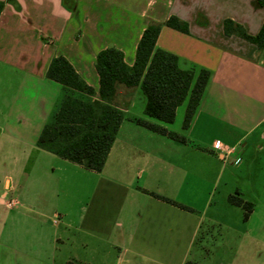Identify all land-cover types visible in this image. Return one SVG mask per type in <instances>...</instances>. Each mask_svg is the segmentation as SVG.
Here are the masks:
<instances>
[{"label":"crops","instance_id":"obj_1","mask_svg":"<svg viewBox=\"0 0 264 264\" xmlns=\"http://www.w3.org/2000/svg\"><path fill=\"white\" fill-rule=\"evenodd\" d=\"M1 1L0 264H250L245 250L264 248V47L225 34L223 21L254 35L264 6L257 0ZM171 15L188 31L164 24ZM150 23L161 24L155 46L178 56L180 67L209 71L187 128L186 100L171 123H160L186 142L134 122L154 120L144 114L139 87L121 85L116 102L125 117L100 171L39 148L65 91L46 76L51 59L64 56L98 98L96 54L114 46L131 66ZM215 141L229 152L214 149ZM232 194L253 204L247 218L228 201ZM3 199L17 204L7 207ZM230 245L244 249L240 259Z\"/></svg>","mask_w":264,"mask_h":264},{"label":"trees","instance_id":"obj_2","mask_svg":"<svg viewBox=\"0 0 264 264\" xmlns=\"http://www.w3.org/2000/svg\"><path fill=\"white\" fill-rule=\"evenodd\" d=\"M257 1L264 6V0ZM2 8L3 1L0 0V12ZM164 24L183 32L188 31L187 23L174 15L169 16ZM160 27V23H150L143 30L131 66L124 62L122 51L114 46L106 47L96 54L98 98H92L94 89L84 82L64 56L53 57L46 76L62 84L65 91L46 120L36 145L86 169L100 171L125 117L124 110L116 102L117 89L121 85L139 87L145 97L144 114L154 120L132 117L134 122L186 142L184 135L170 131L160 123H171L176 108L186 100L182 128H187L208 82L209 71L200 68L195 72L193 68H182L178 56L156 47ZM223 30L225 34H235L259 49L264 47V22L254 35L247 33L231 19L223 21ZM77 92L86 97L78 96ZM153 195L158 196L155 193ZM160 198L176 204L165 197ZM228 201L242 207L244 218L252 211L253 204L237 195H229ZM67 264L77 263L69 261Z\"/></svg>","mask_w":264,"mask_h":264},{"label":"rangeland","instance_id":"obj_3","mask_svg":"<svg viewBox=\"0 0 264 264\" xmlns=\"http://www.w3.org/2000/svg\"><path fill=\"white\" fill-rule=\"evenodd\" d=\"M232 245H233V243H232ZM232 245H230V247ZM225 250L228 251L227 248H225ZM245 251H247L248 261L250 262V264H255L256 259H257L256 257H258V263L260 262V260L264 261V248L263 247H257V248L254 247V248H252V247L249 246V248H247ZM229 252H232L235 255H238L237 259H240V255H241L242 252H244V249L236 250V248H233V246H232V248H229ZM251 261H253V262H251Z\"/></svg>","mask_w":264,"mask_h":264},{"label":"built area","instance_id":"obj_4","mask_svg":"<svg viewBox=\"0 0 264 264\" xmlns=\"http://www.w3.org/2000/svg\"><path fill=\"white\" fill-rule=\"evenodd\" d=\"M212 146L214 149H217L222 153H228L229 152V149L227 147H224V145L222 143H220L219 141H215ZM2 201L7 207H14L17 204V202L13 199H7V200L3 199Z\"/></svg>","mask_w":264,"mask_h":264}]
</instances>
